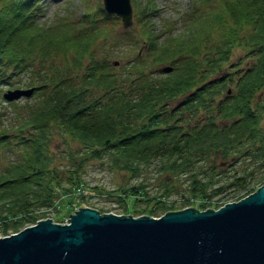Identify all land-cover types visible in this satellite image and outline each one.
Masks as SVG:
<instances>
[{"label":"trees","instance_id":"obj_1","mask_svg":"<svg viewBox=\"0 0 264 264\" xmlns=\"http://www.w3.org/2000/svg\"><path fill=\"white\" fill-rule=\"evenodd\" d=\"M133 1L136 31L116 37L118 20L95 0L49 23L40 22L43 0H0V103L14 77L22 86L10 87L34 88L37 98L6 102L8 125L0 111V153L12 158L0 170L2 234L18 232L60 194L87 188L91 161L137 181L87 188L92 195L123 204L132 197L144 216L216 210L263 185L264 0H197L180 28H157L155 0ZM237 49L251 61L242 71L240 62L226 66ZM112 58L126 61L114 67ZM53 129L75 144L65 152L69 187L52 167ZM194 199L204 202L194 209Z\"/></svg>","mask_w":264,"mask_h":264},{"label":"water","instance_id":"obj_2","mask_svg":"<svg viewBox=\"0 0 264 264\" xmlns=\"http://www.w3.org/2000/svg\"><path fill=\"white\" fill-rule=\"evenodd\" d=\"M102 3L131 27L130 0ZM33 90L2 97L12 102ZM78 209L66 224L45 219L0 238V264H264V185L216 210L148 217Z\"/></svg>","mask_w":264,"mask_h":264},{"label":"rangeland","instance_id":"obj_3","mask_svg":"<svg viewBox=\"0 0 264 264\" xmlns=\"http://www.w3.org/2000/svg\"><path fill=\"white\" fill-rule=\"evenodd\" d=\"M95 2H97V4H99L102 7V0H95ZM195 2H197V0H155L154 4L156 10L155 13L153 14L154 24L157 26V28H159L160 25L163 23V21H168L175 28H180L181 25L179 22L181 21L183 12H185L188 9V7H190ZM142 3H143L142 0L138 1L139 5H141ZM131 4L134 10L135 4L133 0H131ZM81 11H82V0H43L42 15L40 17V22L49 23L56 17L66 14V12H74L76 13V16H78V14H80ZM114 18L118 20V24L114 27L115 29L114 36L120 37V35H122V33L126 31L131 33L133 31H136V27L134 26V20L130 28L124 29L120 19L117 18L116 16H114ZM110 22H114L113 19H110ZM101 52L102 51L100 50V47H95V53H97L96 54L97 56L101 57L102 56ZM245 54L246 52L241 49H237L233 51L232 56L230 57V61L226 66L236 65L237 62H240L241 64L236 65L237 67L234 69L242 71L243 69L246 68L247 64L248 65L251 64L250 60H244V58L246 57ZM58 60H60V57ZM58 60L51 62V64L54 63L59 64V62H57ZM110 61L111 63H115L119 61L118 64H120V62L124 63L126 60L121 59L116 61V59L112 58L110 59ZM48 64H50V62ZM20 78L23 79L21 80V82L24 83L26 82L25 78H27V76L26 75L20 76ZM17 80L19 79L14 77L9 82H11L13 86H18V84L20 85V83ZM10 85H5L3 87L1 97L8 90L12 91L15 89H26V88H20L22 85L16 88H13V86L10 87ZM34 94L35 93L33 92V94L29 97H22L12 102H7L2 97V100L4 102L2 104L0 103L1 104L0 111H2L4 114L3 116L4 118H2L3 124L8 125L10 123V118L13 116V111L11 110V108H8L6 106L5 104L6 102L17 103L20 106H24V105L31 106L35 104V100L37 99L36 97H34ZM263 125H264V119H263ZM52 132L53 134L49 140V149L53 155L57 156L55 157V161L52 164V167L56 168L57 171L59 172L60 178L62 179V186L69 187V185H67V183L65 182V179L67 178L66 171L71 166H69L70 162L66 157L65 152L68 151L69 147L71 148L74 147L75 144L71 143L68 147V145L64 143L65 141L63 140V138H61L56 133L55 129H53ZM60 152H62V156L58 155ZM10 156H11L10 154L7 155L6 153L5 154L0 153V170L4 168L10 160H12ZM82 178L87 188L96 187L104 191H113L114 189L120 186H125V184H128L129 182L130 184H135L137 182L136 180H131V179H129L128 182L127 176H124L120 173L111 172L104 165L96 161H91L87 163V165L84 168ZM87 188H77L74 191L72 190L71 193L60 194L59 198L53 199L52 204L50 206L31 212L32 215L31 220L27 221L21 227H19L20 228L19 231L24 229L25 227L32 226L36 222L45 219H50L53 223L56 224H66L68 223L67 219L70 218L69 215H73L75 213L74 211L79 210L78 208H89L98 211L97 209H100L101 207H106L109 210L108 213L136 216L139 214H137L135 211L145 207L143 203H138V204L134 203L132 197H128V198L125 197L127 199H125V204H123L121 202L122 200L117 201V199H115L114 197L111 198L104 195L94 196L92 195L91 191L88 190ZM81 196H83L84 198L78 199ZM171 199H175V197H171ZM227 200L226 201L220 200L219 204H224L225 202L227 203L235 202L234 199H227ZM203 202L204 200L202 199H194L192 200L191 208L193 207L197 208L198 205ZM123 207L126 209V211L123 210ZM139 216H144V215H139ZM148 217H153V216H148ZM11 234H14L11 230H8L6 235L2 234L0 231V238L9 236Z\"/></svg>","mask_w":264,"mask_h":264}]
</instances>
